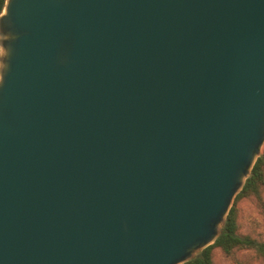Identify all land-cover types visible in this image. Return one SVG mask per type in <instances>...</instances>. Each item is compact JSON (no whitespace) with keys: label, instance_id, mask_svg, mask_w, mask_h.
<instances>
[{"label":"water","instance_id":"1","mask_svg":"<svg viewBox=\"0 0 264 264\" xmlns=\"http://www.w3.org/2000/svg\"><path fill=\"white\" fill-rule=\"evenodd\" d=\"M0 264H183L264 145V0H6Z\"/></svg>","mask_w":264,"mask_h":264},{"label":"trees","instance_id":"2","mask_svg":"<svg viewBox=\"0 0 264 264\" xmlns=\"http://www.w3.org/2000/svg\"><path fill=\"white\" fill-rule=\"evenodd\" d=\"M5 3L6 0H0V15ZM243 201H253L264 216V154L257 159L251 175L236 196L218 238L194 259L183 264H243L246 256L264 264V239L250 233H241L240 203ZM218 257L221 259L218 260Z\"/></svg>","mask_w":264,"mask_h":264},{"label":"rangeland","instance_id":"3","mask_svg":"<svg viewBox=\"0 0 264 264\" xmlns=\"http://www.w3.org/2000/svg\"><path fill=\"white\" fill-rule=\"evenodd\" d=\"M2 50L0 48V57ZM261 156L264 154V145L261 150ZM234 203V202H233ZM241 209V233L247 234L250 233L254 236H259L264 239V216L261 214V210L257 204L253 201H243L240 203ZM260 234V235H258ZM221 258L218 257V260ZM222 264H239V263H230L222 262ZM243 264H260L259 262L253 260L250 256L244 257Z\"/></svg>","mask_w":264,"mask_h":264}]
</instances>
